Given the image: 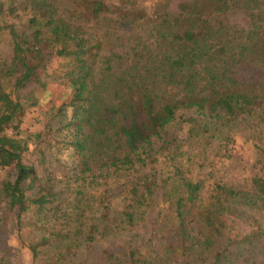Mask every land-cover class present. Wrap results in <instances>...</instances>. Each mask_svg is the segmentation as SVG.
Returning a JSON list of instances; mask_svg holds the SVG:
<instances>
[{
    "label": "trees",
    "instance_id": "trees-1",
    "mask_svg": "<svg viewBox=\"0 0 264 264\" xmlns=\"http://www.w3.org/2000/svg\"><path fill=\"white\" fill-rule=\"evenodd\" d=\"M169 1L156 0L150 11L138 0L0 1V31L12 45L0 64V171L14 172L0 186V225L25 233L32 264H254L264 257V143L253 145L258 166L247 186L203 170L212 166L209 146L227 157V132L241 116L253 127L264 120V0H183L174 11ZM233 13L247 24L230 22ZM54 55L67 60L71 89L46 115L58 120L56 132H67L51 144L78 160L65 175L80 183L69 194L56 189L65 178L42 182L24 163L20 135L26 105H37L38 74ZM179 111H191L189 148L154 147ZM163 150L169 170L143 172ZM123 172L128 179L116 186ZM152 207L159 226L142 237L136 231ZM236 221L257 227L238 236ZM163 225L169 235L161 230L156 247L152 236ZM109 240L115 247L95 256Z\"/></svg>",
    "mask_w": 264,
    "mask_h": 264
},
{
    "label": "rangeland",
    "instance_id": "rangeland-1",
    "mask_svg": "<svg viewBox=\"0 0 264 264\" xmlns=\"http://www.w3.org/2000/svg\"><path fill=\"white\" fill-rule=\"evenodd\" d=\"M5 1V0H0ZM183 0H170L167 3L169 10H177L178 3ZM189 1V0H186ZM138 3L146 11H150L154 8L156 0H138ZM24 15V14H21ZM1 18V17H0ZM228 20L232 23H236L240 26L247 24V18L242 13H233L228 16ZM12 52V45L10 43L9 36L0 31V64L9 61ZM47 65L38 74V84H34L36 87L37 105H26L25 115L21 125V136L27 141V153L23 156L24 163L33 164L41 177L42 182L49 176L56 177L58 180H64L65 175L72 176L76 172L75 165L78 160L76 155L72 153L70 149H62L51 144L53 139L57 138L62 140L67 133L66 130L62 132H56V127L59 125L58 120H52L46 115L48 109L51 106L59 105L63 100L67 99L70 87H68L64 77L63 71L67 64V60L60 56H49L47 58ZM68 114H71L69 109ZM182 111L177 114V120L169 123L161 132V140L154 138L155 146L166 141L169 147L180 148L185 151L188 147L189 140V122L185 119V115L190 114L191 111H187L186 114L180 115ZM179 115V116H178ZM61 119V118H59ZM64 122V120H63ZM256 125L248 126L245 116H241L238 124H234L227 134L232 139V143L228 146L227 157L220 159L213 156V149L215 145L209 146L206 153L207 164L212 163V166L204 168V171L212 169L211 173L214 176V180H222L235 186H247L251 177L257 172L256 164V150L253 145H262L264 143V120L256 119ZM52 127L55 129L56 134L48 133V129ZM39 133L37 137L35 134ZM193 147V146H192ZM194 147H196L194 145ZM193 147V148H194ZM170 148V149H171ZM197 149V148H196ZM224 151V150H223ZM167 150L157 151V158L153 160L148 167L142 168V171H149V167L157 169L160 173L166 172L168 169L167 163L164 159V155ZM194 152V149H193ZM179 159V157H178ZM139 165L135 164L134 168L137 169ZM136 172L135 170L131 173ZM13 169H3L0 171V186L1 183L7 179L13 178ZM194 175H197L198 169L195 167L192 171ZM128 172H123L122 176L116 184L127 180ZM66 182H59L61 186H57L56 189H62L66 193H71L76 187L79 186V181L75 178L66 179ZM119 189V187H116ZM157 195L161 193L160 190L156 191ZM70 199V196H62V199L66 201V198ZM64 201V202H65ZM155 209L149 208L146 214V221L142 223V228L137 229L136 233L142 237L148 238L152 228L158 227L159 222L154 221L156 217ZM167 212H164L163 217ZM161 219V218H160ZM162 221L170 222L169 215L164 216ZM27 224V223H25ZM165 225V224H164ZM158 228L160 232L153 234L152 238L156 247L161 243L159 237L163 235L161 230H165V227ZM257 227L255 221H250L248 225H245L238 221L235 222V231L238 236L246 231H253ZM165 236L169 235L166 231ZM165 242V239L163 240ZM121 243V239L116 241V245ZM115 247V241L109 240L99 247H96L94 254L97 256L101 253V248ZM0 263L3 264H32L30 252L27 249V237L25 233L16 231L12 223L2 227L0 225ZM254 264H264V257L260 258Z\"/></svg>",
    "mask_w": 264,
    "mask_h": 264
}]
</instances>
